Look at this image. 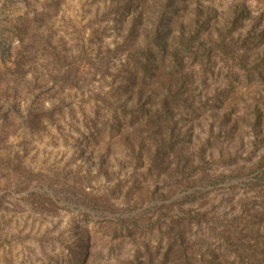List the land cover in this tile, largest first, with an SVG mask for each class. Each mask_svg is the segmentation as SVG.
<instances>
[{
  "label": "rangeland",
  "instance_id": "374dc122",
  "mask_svg": "<svg viewBox=\"0 0 264 264\" xmlns=\"http://www.w3.org/2000/svg\"><path fill=\"white\" fill-rule=\"evenodd\" d=\"M0 264H264V0H0Z\"/></svg>",
  "mask_w": 264,
  "mask_h": 264
}]
</instances>
